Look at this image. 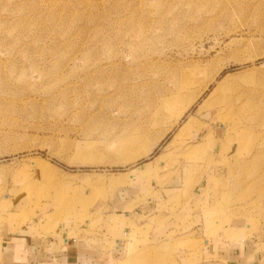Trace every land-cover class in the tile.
Listing matches in <instances>:
<instances>
[{"label":"rangeland","instance_id":"374dc122","mask_svg":"<svg viewBox=\"0 0 264 264\" xmlns=\"http://www.w3.org/2000/svg\"><path fill=\"white\" fill-rule=\"evenodd\" d=\"M145 163L186 191L109 231ZM95 211L132 241L119 264H231L204 248L246 235L264 253V0H0V224Z\"/></svg>","mask_w":264,"mask_h":264},{"label":"crops","instance_id":"0c3cea01","mask_svg":"<svg viewBox=\"0 0 264 264\" xmlns=\"http://www.w3.org/2000/svg\"><path fill=\"white\" fill-rule=\"evenodd\" d=\"M146 164L148 163L132 170H138L140 174H131L129 185L117 191L110 205V212L104 214L105 218H99L106 221L109 231L113 230L121 235L132 218L161 215L159 210L168 196L167 193H172L173 197L181 189L182 195L186 191L176 183L177 178L162 187L155 178L157 174L150 175L153 179L145 177L143 174L147 171ZM195 189L192 192L193 198L198 200L200 194L195 192ZM150 190L154 192V197L150 196L147 201H143L146 191ZM99 214L101 213L93 212L95 218L84 223L75 218H68L55 224H49V220L44 223L33 221L22 224L15 217H6L5 222L0 224V258H5L13 264H119L120 260L117 261L116 256L120 257L124 249H127V254L132 241H129V237L127 240L104 237L102 234L108 232L93 226ZM244 239L238 241L232 252L222 246L223 242H210L209 246L204 248L205 255L224 257V260L231 264H264V253L256 255L255 245L246 244Z\"/></svg>","mask_w":264,"mask_h":264},{"label":"bare ground","instance_id":"6f19581e","mask_svg":"<svg viewBox=\"0 0 264 264\" xmlns=\"http://www.w3.org/2000/svg\"><path fill=\"white\" fill-rule=\"evenodd\" d=\"M175 93V92H174ZM165 99V98H164ZM173 99V98H171ZM166 100V99H165ZM164 101V100H163ZM184 101V100H183ZM181 102V101H180ZM189 102V101H188ZM164 103V102H163ZM166 103V102H165ZM173 103V100H172ZM176 103V102H175ZM168 104V103H167ZM172 105V104H171ZM168 106V105H167ZM175 106V105H174ZM185 105L184 103H180L178 107L173 108L172 117L179 118L182 113L185 111Z\"/></svg>","mask_w":264,"mask_h":264}]
</instances>
